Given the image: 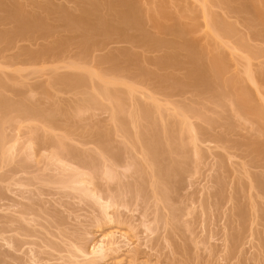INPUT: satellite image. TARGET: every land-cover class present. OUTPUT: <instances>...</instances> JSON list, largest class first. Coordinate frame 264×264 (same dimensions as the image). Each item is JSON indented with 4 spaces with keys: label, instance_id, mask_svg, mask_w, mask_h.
<instances>
[{
    "label": "rangeland",
    "instance_id": "1",
    "mask_svg": "<svg viewBox=\"0 0 264 264\" xmlns=\"http://www.w3.org/2000/svg\"><path fill=\"white\" fill-rule=\"evenodd\" d=\"M0 264H264V0H0Z\"/></svg>",
    "mask_w": 264,
    "mask_h": 264
}]
</instances>
